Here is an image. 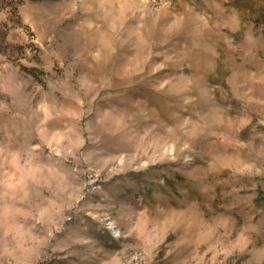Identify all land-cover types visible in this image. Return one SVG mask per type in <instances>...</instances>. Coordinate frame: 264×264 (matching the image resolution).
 I'll use <instances>...</instances> for the list:
<instances>
[{
  "label": "rangeland",
  "instance_id": "obj_1",
  "mask_svg": "<svg viewBox=\"0 0 264 264\" xmlns=\"http://www.w3.org/2000/svg\"><path fill=\"white\" fill-rule=\"evenodd\" d=\"M0 264H264V0H0Z\"/></svg>",
  "mask_w": 264,
  "mask_h": 264
}]
</instances>
